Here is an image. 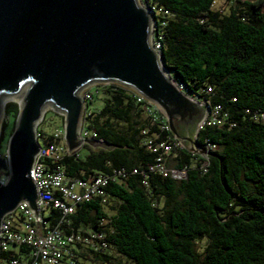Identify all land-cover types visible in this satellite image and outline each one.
<instances>
[{
    "label": "trees",
    "instance_id": "trees-1",
    "mask_svg": "<svg viewBox=\"0 0 264 264\" xmlns=\"http://www.w3.org/2000/svg\"><path fill=\"white\" fill-rule=\"evenodd\" d=\"M214 1L143 0L162 12L156 17V39L161 38V58L173 79L227 115L223 126L196 132L198 146L216 147L207 166L202 156L181 149L169 165L186 170L184 179L151 172L157 154L146 140L175 135L153 124L134 92L117 84L98 86L91 103L102 92L103 106L86 112L85 126L102 146H85L84 158L67 156L61 165L69 177L85 181L115 171L126 176L63 221L61 212L48 211L51 227L62 221L66 233L102 236L94 247L78 245L84 252H75L70 264H78V256L85 259L84 253L92 264H124L109 250L131 264H264V0H232L223 12ZM19 111L15 102L5 106L0 151L8 119L15 121L11 136ZM37 133L49 144L52 134ZM202 240L207 244L199 251ZM31 254L28 246H13L2 253L0 264L29 262Z\"/></svg>",
    "mask_w": 264,
    "mask_h": 264
},
{
    "label": "water",
    "instance_id": "water-1",
    "mask_svg": "<svg viewBox=\"0 0 264 264\" xmlns=\"http://www.w3.org/2000/svg\"><path fill=\"white\" fill-rule=\"evenodd\" d=\"M153 14L138 0H0V126L5 102L20 109L7 156L0 158V172L8 173L0 180V230L21 203L40 214L31 174L42 148L37 128L44 108L66 116L69 150L80 148V93L93 83L133 89L160 109L188 149L206 154L193 144L205 109L177 89L154 50Z\"/></svg>",
    "mask_w": 264,
    "mask_h": 264
},
{
    "label": "built area",
    "instance_id": "built-area-1",
    "mask_svg": "<svg viewBox=\"0 0 264 264\" xmlns=\"http://www.w3.org/2000/svg\"><path fill=\"white\" fill-rule=\"evenodd\" d=\"M223 2V4L229 5L233 1L223 0ZM218 6H220L219 0H215L213 7L217 11L223 12V9ZM148 8L154 13L152 16V46L156 53L161 56V38L156 39L158 21L156 17L160 13L162 14V12L160 10L156 12L157 9L154 7L148 6ZM113 84L116 83H102L103 86ZM174 84L180 92L205 109L204 117L198 124L197 131L206 126L220 127L225 124L227 115L223 114L221 106L211 107L209 100L200 99L188 93L183 83L174 81ZM208 91H211V89ZM80 94L84 102V116L80 126V139L83 141V144L74 151L69 150L66 141V116L61 114L64 118L63 128L57 129L52 134L49 144L42 146L32 167L31 177L38 191L37 206L40 214L36 216L29 204L21 203L15 211L19 214L17 222H13L12 214L15 212L4 218L0 230V256L3 252L8 251L11 246L25 245L31 248L32 254L30 261L22 264H61L65 256L70 254L72 249H75L78 245L94 247V240L96 238L102 240L101 235L92 233L91 231L85 234L74 231L66 233L60 227V223L66 217L75 213L80 203L104 196L105 189L112 181H115L120 176H126L123 171H115L113 175L101 174L85 181L69 177L65 167L61 165L65 157L75 154L79 155V151L88 145L86 143L87 140H96L99 143L103 141L94 130L85 128L86 107L93 100V90H84ZM134 94L137 95V102L145 105V110L149 117H151L153 124L158 123L161 130L171 131L167 118L161 114L159 109L142 95L137 92H134ZM144 134H147V130L144 131ZM196 137L197 133L194 136L193 144L196 147L204 149L206 152V154L196 152V155L198 154L206 160L203 164V167H206L209 154L216 147L209 143L204 147H200L196 143ZM146 145L149 150L157 154L155 164L150 167L151 172L164 177L170 176L177 180H182L186 177V170L175 169L169 165L170 160L176 156L178 151L185 149L183 143L177 137H174L172 140H163L159 135H153V137H148ZM137 172L135 170L134 174ZM51 209L61 212L63 216L62 221L54 227H51L45 220L48 211ZM102 247L105 249L106 243L103 242ZM11 264L21 263L19 260L13 259Z\"/></svg>",
    "mask_w": 264,
    "mask_h": 264
},
{
    "label": "rangeland",
    "instance_id": "rangeland-1",
    "mask_svg": "<svg viewBox=\"0 0 264 264\" xmlns=\"http://www.w3.org/2000/svg\"><path fill=\"white\" fill-rule=\"evenodd\" d=\"M138 2H139V5L142 6L143 8H148V5H146L143 2V0H138ZM223 3H224L223 0H219L220 6H218V7H220L221 9H223V11H225L227 9V7H228V4L225 5ZM156 12H158V10ZM152 32H153V28H151V36L153 34ZM116 84H118V83H116ZM101 85H102L101 82L93 83V84L87 86L86 88H84L82 91H84V90L86 91L88 89H92L94 91V89H96L98 86H101ZM118 85L124 87L125 89L130 90L131 92H136L133 89H130L129 87H126L124 85H121V84H118ZM102 98H103L102 92H99L98 94H96L94 102L89 103L87 105V107H86L87 112L91 113V112L99 110L103 106ZM9 102H11V101H8V102L4 103V114H3V118H2V122H1V126H0V137H1V133H2V126H3L4 120H5V106ZM83 109H84V106H83ZM44 111H45V116H44V119H43L44 121L40 122V124H39V126L37 128V131L39 130L40 132H44L47 135H51L57 129H62L63 128L64 118L61 116V114H63V113H60V112L56 111L52 106H47L46 108H44ZM159 111H160V109H159ZM161 114L163 116H165L162 112H161ZM83 116H84V110H83V115H82V122H83ZM14 124H15L14 119L10 117L8 119V124H7L6 128H5L6 136H5L4 140L2 141V146H1V151H0V158H5L7 156L8 142H9V139L11 137L9 135L11 134V132H12V130L14 128ZM85 128H87V127L85 126ZM197 130H198V126L196 127V130H195V132L193 134V139H194V136H195ZM39 141H40L41 145L43 146L44 145L43 144V139L39 138ZM100 147H101V145H100ZM183 147L186 150L190 151L191 153L196 154L195 151H192V150L188 149L184 144H183ZM79 154H80L81 157L84 158L85 155L87 154V150L86 149H81L79 151ZM174 157H176V156H174ZM193 163L195 164L196 161H194ZM171 164H175L174 160H171ZM7 174L8 173L0 172V180L6 181L8 179V175ZM107 201H108V199H107ZM110 205H113V202H109V206H107L108 211L110 212V214H112V212L110 211ZM12 217H13V222L14 223L17 222V220L19 218L18 212L13 213ZM206 244H207L206 240H202V241L197 242V249L199 251H203V249L205 248ZM12 247L13 246H11V248ZM75 250L71 251V253H72L71 256H70L71 258L65 259L64 262L61 263V264H70L71 262H74V257L77 256L74 253L75 252H78V253L79 252L80 253L84 252V250L79 249V247L75 248ZM108 253L110 255H113L118 261H121L124 264H131L129 261H127L126 259H124L120 255H117L115 252H113L111 250H109ZM83 255L84 256L88 255V256H85V259H83L81 256H78V260H79L78 264H92V262L88 259L89 258V254L84 253Z\"/></svg>",
    "mask_w": 264,
    "mask_h": 264
},
{
    "label": "crops",
    "instance_id": "crops-1",
    "mask_svg": "<svg viewBox=\"0 0 264 264\" xmlns=\"http://www.w3.org/2000/svg\"><path fill=\"white\" fill-rule=\"evenodd\" d=\"M87 146H89V147H93L94 149L95 148H98L97 146H92V145H87ZM84 149H86V148H84ZM87 150V149H86Z\"/></svg>",
    "mask_w": 264,
    "mask_h": 264
}]
</instances>
